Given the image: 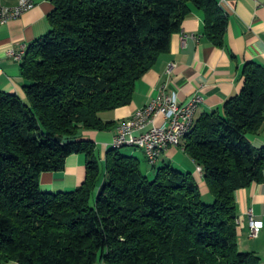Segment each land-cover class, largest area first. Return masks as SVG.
I'll list each match as a JSON object with an SVG mask.
<instances>
[{
  "label": "trees",
  "instance_id": "16d2710c",
  "mask_svg": "<svg viewBox=\"0 0 264 264\" xmlns=\"http://www.w3.org/2000/svg\"><path fill=\"white\" fill-rule=\"evenodd\" d=\"M50 2L49 31L21 60L23 96L0 92V264H261L239 250L235 192L264 168V149L248 139L264 124V66L246 63L240 93L184 137L210 201L171 165H155L149 178L129 148L109 147L101 171L94 141L82 136L114 126L99 115L131 103L194 11L202 36L223 49L228 18L218 0ZM73 154L86 158L81 185L43 192L40 175L63 170Z\"/></svg>",
  "mask_w": 264,
  "mask_h": 264
},
{
  "label": "crops",
  "instance_id": "0c3cea01",
  "mask_svg": "<svg viewBox=\"0 0 264 264\" xmlns=\"http://www.w3.org/2000/svg\"><path fill=\"white\" fill-rule=\"evenodd\" d=\"M18 0H3L14 5ZM34 7L17 19L0 27V92L23 96L24 81L20 64L8 55L10 49L20 46L27 49L33 42L49 31L48 15L53 10L50 0H33ZM221 10L228 18L225 47H214L203 36L202 16L194 11L183 23L181 30L171 38L170 50L161 55L153 67L136 83L131 103L113 111L103 112L100 119L113 123L107 131H84L82 136L95 143L100 162L110 146L117 128L137 110L147 105L158 94L161 85L167 92L187 103L196 94L203 98L195 119L203 114L221 110L224 102L238 95L243 86L242 71L246 63L264 66V0H218ZM161 119L158 118L157 122ZM255 150L264 149V124L257 134L248 135ZM184 139L178 148H169L157 163L190 173L200 187L203 197L210 201L201 171L183 150ZM127 153L146 165L147 176L151 167L142 151L129 148ZM141 156V159L139 158ZM84 154H73L65 161L61 171L42 173L39 177L43 192L58 193L78 188L85 177ZM198 167V171H197ZM154 175V173L152 174ZM237 212L238 246L241 252H253L264 264V168L258 182L235 192ZM263 222L257 239L249 238V215Z\"/></svg>",
  "mask_w": 264,
  "mask_h": 264
},
{
  "label": "built area",
  "instance_id": "2783aa9c",
  "mask_svg": "<svg viewBox=\"0 0 264 264\" xmlns=\"http://www.w3.org/2000/svg\"><path fill=\"white\" fill-rule=\"evenodd\" d=\"M34 7L33 0H24L23 5L16 8H8L0 3V27L10 20L17 19ZM22 46L18 50L10 49L8 55L20 62ZM203 98L196 93L189 102L181 103L177 96L167 92L166 84L161 85L158 94L143 108L137 110L122 125L113 136L112 143H123V148H132V143H139V150L147 154V164L150 167L157 165L161 154L159 147H177V136L180 131L192 125V118ZM161 121L157 123V119ZM198 171V167H197ZM249 215V238L257 239L263 228V222ZM239 222L237 221V224Z\"/></svg>",
  "mask_w": 264,
  "mask_h": 264
},
{
  "label": "bare ground",
  "instance_id": "6f19581e",
  "mask_svg": "<svg viewBox=\"0 0 264 264\" xmlns=\"http://www.w3.org/2000/svg\"><path fill=\"white\" fill-rule=\"evenodd\" d=\"M23 2H24V0H18L17 3L14 5H6V4H4V5H6V7H8V8H16V7L22 6ZM0 3H3V0H0ZM26 50L27 49L22 48L21 55H20V62H21L23 56L25 55ZM194 123H195V120H194V118H192V125H189V127L187 129L180 131L179 135L177 136V147L180 145V142L184 139V137L190 132ZM122 125H125V123L121 124L117 128V130L120 129V127H122ZM108 147L114 148V149H120V148H123V143H112ZM132 147L139 150V143H132ZM165 152H166V147H159V154L162 155ZM144 156H145V159L147 161V154H144ZM199 171H201V168H199Z\"/></svg>",
  "mask_w": 264,
  "mask_h": 264
},
{
  "label": "rangeland",
  "instance_id": "374dc122",
  "mask_svg": "<svg viewBox=\"0 0 264 264\" xmlns=\"http://www.w3.org/2000/svg\"><path fill=\"white\" fill-rule=\"evenodd\" d=\"M159 124V122H157ZM139 158L141 159V156L139 155ZM140 166H141V170L144 172L145 171V167L146 165L141 161L140 163ZM100 167H101V171H105V160L103 162L100 163ZM156 169V168H155ZM155 169H153L151 167V171H150V174L148 175L149 178H152L153 177V173L155 172ZM204 201L206 202V199H204Z\"/></svg>",
  "mask_w": 264,
  "mask_h": 264
}]
</instances>
